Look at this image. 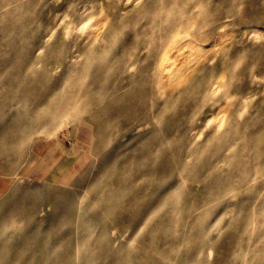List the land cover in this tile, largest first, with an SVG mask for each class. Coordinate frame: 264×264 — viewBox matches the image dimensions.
Listing matches in <instances>:
<instances>
[{
	"label": "rangeland",
	"instance_id": "374dc122",
	"mask_svg": "<svg viewBox=\"0 0 264 264\" xmlns=\"http://www.w3.org/2000/svg\"><path fill=\"white\" fill-rule=\"evenodd\" d=\"M262 68L264 0H0V264H264Z\"/></svg>",
	"mask_w": 264,
	"mask_h": 264
},
{
	"label": "bare ground",
	"instance_id": "6f19581e",
	"mask_svg": "<svg viewBox=\"0 0 264 264\" xmlns=\"http://www.w3.org/2000/svg\"><path fill=\"white\" fill-rule=\"evenodd\" d=\"M197 54L200 56L203 52L205 46L203 47L202 45H197ZM183 60V59H182ZM187 60V59H186ZM185 61V60H183ZM161 64V63H160ZM182 64V63H181ZM162 65H163V69L169 71L170 74V81L173 80V78L175 77V74L177 73H184L187 70V64H182L181 66L177 63L176 59H172L170 58L168 55H164L162 58ZM264 69V68H262ZM264 72V71H263ZM263 74V73H262ZM195 81V80H194ZM99 83V82H98ZM63 84L62 79H60L59 83L54 85L53 87H51V89H49L46 93H44V98L43 99H38V100H33V101H37L38 103H44V110H45V115L43 117V119L41 118H36V117H31L30 119H27V127L23 128L22 131H27L28 129H30V127L35 124L37 121H43L44 126H48L51 124V122L53 121L54 117L59 116V114L63 111H66L68 109L70 110H74L76 109L78 111V106H80V101H81V95L85 94L88 95V92L91 91H86L82 88V87H78L75 88L70 84V90H64L62 87H60ZM196 83H194V86ZM192 85V83H191ZM200 85V84H199ZM193 86V87H194ZM194 89V88H193ZM93 90V89H92ZM97 89H95L92 92L97 93L96 91ZM99 96V95H98ZM88 99V98H87ZM95 100V99H94ZM89 101V100H88ZM92 101V100H91ZM97 101V100H96ZM94 102V101H93ZM90 102V103H93ZM11 103V102H10ZM94 104V103H93ZM92 104V105H93ZM98 103H95V105L97 106ZM110 105V103H109ZM81 107V106H80ZM110 107V106H109ZM89 105H83L80 109L83 110H88ZM95 109V108H94ZM97 109V108H96ZM111 110V109H110ZM106 111V110H105ZM222 113V111L220 112ZM91 115V114H88ZM223 116V115H222ZM92 117V116H91ZM222 117H219L217 119V122H219L221 120ZM92 119V118H91ZM41 121V122H42ZM221 122V121H220ZM219 122V123H220ZM95 123V121H94ZM99 123V122H98ZM100 125H97V127ZM59 128V127H58ZM96 128V127H95ZM101 129V128H99ZM95 136V135H94ZM157 168V167H156ZM159 169V168H158ZM161 171V170H160ZM55 217V216H54ZM43 250V249H42ZM43 252V251H42ZM41 255V254H40ZM16 256V255H14ZM42 256V255H41ZM46 256V255H45ZM30 257V256H29ZM42 258V257H41ZM44 258V257H43ZM9 259V256H8ZM23 259V258H21ZM20 259V260H21ZM28 259V258H27ZM6 261V259H4ZM12 260V259H11ZM30 260V258H29ZM24 261V260H23ZM38 261V259H37ZM60 261V260H59ZM26 262V260H25ZM35 262V261H33ZM30 263V261H29ZM39 263V262H38ZM37 263V264H38ZM25 264V263H24ZM61 264V261H60Z\"/></svg>",
	"mask_w": 264,
	"mask_h": 264
}]
</instances>
